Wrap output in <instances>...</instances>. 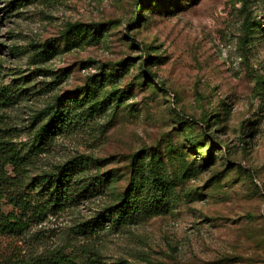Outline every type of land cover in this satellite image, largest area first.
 Instances as JSON below:
<instances>
[{"label": "rangeland", "instance_id": "rangeland-1", "mask_svg": "<svg viewBox=\"0 0 264 264\" xmlns=\"http://www.w3.org/2000/svg\"><path fill=\"white\" fill-rule=\"evenodd\" d=\"M0 89V138L24 156L18 170L0 157L4 215H21L9 195L72 158L96 160L89 177L112 175L103 192L30 215L22 235L0 234V264L56 253L77 264H264V0H0ZM59 97L62 126L39 148ZM130 182L144 187L138 214L75 232Z\"/></svg>", "mask_w": 264, "mask_h": 264}, {"label": "trees", "instance_id": "trees-1", "mask_svg": "<svg viewBox=\"0 0 264 264\" xmlns=\"http://www.w3.org/2000/svg\"><path fill=\"white\" fill-rule=\"evenodd\" d=\"M82 26L80 24L69 25L64 31L65 36L71 37L78 34ZM151 61V57L146 53L144 64ZM156 78V77H155ZM164 84V83H162ZM5 100L3 90L0 89V102ZM64 100L57 98L56 105L50 108V115L36 132V142L39 148L46 146L51 139L56 136L62 126L64 118ZM212 146L207 152L205 158L209 161L214 160ZM0 157L5 160V165L12 164L18 170V164L23 157L21 152L10 142L3 141L0 138ZM142 154H134L130 160L132 168V178L136 179L140 170V159ZM96 160L89 157H75L57 167L54 172L45 173L38 176L35 180L24 185L23 189L17 193L8 196V200L16 207L21 215L14 213L4 215L2 213V200L4 195H0V234L17 236L22 235L27 227L30 215H41L49 210H61L63 207H70L73 204L80 203L81 200L91 197L94 194L103 192L107 188L108 181L112 178L110 173L92 175L89 177L86 173ZM137 180H139L137 176ZM162 185H152L153 193L161 190ZM143 185L141 183L130 182L128 187L120 193L118 201L113 205L104 208L95 217L75 225V232L82 236H94L99 231H104L106 224L111 228H116L129 220L133 215L140 212L145 204L142 198ZM25 190V191H24ZM23 191V192H22ZM7 198V196H6ZM38 208L35 211V203ZM94 262V261H93ZM18 264H77V262L61 253H56L48 259L29 260ZM81 264V263H78Z\"/></svg>", "mask_w": 264, "mask_h": 264}]
</instances>
